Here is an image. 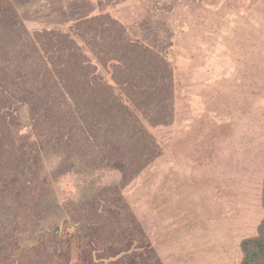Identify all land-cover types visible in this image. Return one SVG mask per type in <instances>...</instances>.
Masks as SVG:
<instances>
[{"label": "rangeland", "instance_id": "374dc122", "mask_svg": "<svg viewBox=\"0 0 264 264\" xmlns=\"http://www.w3.org/2000/svg\"><path fill=\"white\" fill-rule=\"evenodd\" d=\"M4 23L38 44L37 33L69 34L66 55L109 84L115 40L153 53L144 66L172 82L164 107L128 104L145 131L137 145L116 129L100 143L58 123L41 132L13 105L5 131L29 143L35 168L0 186V264H242L264 223V0H0ZM152 146L140 171L138 150Z\"/></svg>", "mask_w": 264, "mask_h": 264}, {"label": "trees", "instance_id": "16d2710c", "mask_svg": "<svg viewBox=\"0 0 264 264\" xmlns=\"http://www.w3.org/2000/svg\"><path fill=\"white\" fill-rule=\"evenodd\" d=\"M90 23V19L82 21L84 30L93 32L95 37L91 39V44L95 46L100 42L98 38L102 37V33L95 30L94 25L90 26ZM21 27L22 29H18L6 23L0 27L1 187L6 184L10 171H19V166H25L26 170L35 168L34 162L27 156L29 143L18 145L13 136L5 131L11 117L10 110H14L13 105L17 106L20 101L28 105L33 127L41 132L48 131L50 134L56 127L55 123H58V129H69L70 133L86 131L94 142L100 143L102 139H106L108 130L111 129L121 130L122 135L126 131V141L134 140L135 145L143 140L145 131L140 127L138 119L131 114L128 104L137 108L141 102L148 111L164 107L172 82V75L167 69L151 70L148 65L144 66V62L148 64L147 57L153 53L144 57L137 51L138 48L128 50L120 41L115 40L112 50L116 51L120 63L116 65L117 74L113 75L114 84H109L96 73V68L91 63L78 61L72 53L66 55L63 47L73 42L69 34L58 31L37 33L36 39H39L37 42L42 46V56L39 44L28 42L27 30L23 25ZM45 37L47 41L42 42ZM147 51L149 50L145 52ZM156 57L160 59L159 55ZM32 63L35 64L34 67L29 66ZM116 91L125 93L126 101ZM6 139L11 140V145L5 158L1 143ZM106 144L112 145L113 141L110 139ZM154 153L153 146L145 147L143 151L138 150L141 158L138 166L140 171L154 159ZM6 159L8 162L4 161ZM122 167L124 172H128L126 164ZM88 205L93 203L88 202ZM36 207L37 205L28 207L25 204V208L29 210L28 216L39 214ZM263 227L264 223L257 239L242 242L241 248L245 254L242 264H255L261 258L264 259Z\"/></svg>", "mask_w": 264, "mask_h": 264}]
</instances>
